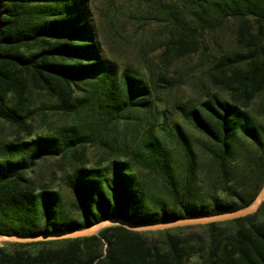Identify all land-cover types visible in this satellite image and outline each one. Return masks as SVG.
Listing matches in <instances>:
<instances>
[{
	"label": "trees",
	"instance_id": "obj_1",
	"mask_svg": "<svg viewBox=\"0 0 264 264\" xmlns=\"http://www.w3.org/2000/svg\"><path fill=\"white\" fill-rule=\"evenodd\" d=\"M89 3L0 0V234L75 231L109 219L149 226L249 206L264 187V126L248 111L264 91V0L157 2L153 17L170 29L165 53L174 58L197 53L199 37L237 23L243 51L209 64L230 100L208 95L185 116L199 144L181 124L157 127L163 78L150 84L105 57ZM46 112L64 124L42 135ZM122 122L134 135L113 148L105 137ZM94 140L115 158L89 166ZM200 153L212 159L220 185L207 197ZM49 158L70 160L61 169L74 216L35 174ZM0 264H264V202L223 222L146 232L117 225L84 238L0 244Z\"/></svg>",
	"mask_w": 264,
	"mask_h": 264
},
{
	"label": "rangeland",
	"instance_id": "obj_2",
	"mask_svg": "<svg viewBox=\"0 0 264 264\" xmlns=\"http://www.w3.org/2000/svg\"><path fill=\"white\" fill-rule=\"evenodd\" d=\"M158 1L90 0L89 6L103 53L116 64L119 71L129 68L150 84L153 79L163 78L162 82L158 80L161 87L155 94L157 127L167 123L171 129L174 124H181L199 144L202 136L185 116L208 95L217 94L222 99L230 100L229 92L214 82L209 64L214 57L234 56L243 51L237 40V23L228 22L222 29L199 37L200 50L197 53L174 58L173 54L165 53L170 29L153 17ZM38 98L46 100L44 96ZM248 111L264 126V91L251 102ZM43 120L38 130L42 135L49 128L55 131L64 124L62 117L54 112H46ZM131 128L129 125L127 130V123H120L114 132H108L106 142L113 148L124 146L134 135ZM116 135L119 139L114 140ZM109 154H112V147L99 146L94 140L87 146L88 165L97 167L104 157L115 158ZM200 154V191L207 197L219 190L220 185L212 159ZM69 165L67 158H49L37 165L35 174L43 185L52 186L61 193L65 211L69 216H74V199L61 169L65 166L69 170ZM151 186L157 195H164L159 183L153 181Z\"/></svg>",
	"mask_w": 264,
	"mask_h": 264
},
{
	"label": "water",
	"instance_id": "obj_3",
	"mask_svg": "<svg viewBox=\"0 0 264 264\" xmlns=\"http://www.w3.org/2000/svg\"><path fill=\"white\" fill-rule=\"evenodd\" d=\"M263 202H264V187L259 192L255 200L249 206L229 213L207 216V217L191 218V219H179L173 222L161 223V224H155L149 226H137L128 222H124L122 220L109 219L102 221L98 224L89 226L87 228L75 230V231L48 233V234H42L36 236L0 234V244H6L10 242L31 243V242L84 238L93 235H99L101 231H103L104 229L117 225L124 226L133 231L146 232V231L165 230V229L177 228L182 226H194V225H204L214 222H223V221H229L254 214L257 212V210L260 208Z\"/></svg>",
	"mask_w": 264,
	"mask_h": 264
}]
</instances>
